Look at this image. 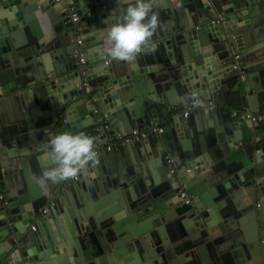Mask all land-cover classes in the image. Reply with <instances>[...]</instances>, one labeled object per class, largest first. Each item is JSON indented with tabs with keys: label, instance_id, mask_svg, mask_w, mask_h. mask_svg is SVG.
I'll return each instance as SVG.
<instances>
[{
	"label": "water",
	"instance_id": "1",
	"mask_svg": "<svg viewBox=\"0 0 264 264\" xmlns=\"http://www.w3.org/2000/svg\"><path fill=\"white\" fill-rule=\"evenodd\" d=\"M152 2L156 48L123 61L104 38L125 0H0V264H264V120L232 116L264 114V72L248 66L264 0ZM65 6L88 26L82 66ZM196 97L218 105L191 113L203 132L176 116ZM99 117L122 136L160 131L106 151ZM62 131L92 136L98 162L38 186Z\"/></svg>",
	"mask_w": 264,
	"mask_h": 264
},
{
	"label": "clouds",
	"instance_id": "2",
	"mask_svg": "<svg viewBox=\"0 0 264 264\" xmlns=\"http://www.w3.org/2000/svg\"><path fill=\"white\" fill-rule=\"evenodd\" d=\"M105 20L104 43L109 57L132 61L146 47L155 50L156 44L151 40L160 19L153 11L152 0H125V6L119 11L114 10ZM46 145L43 158L51 160L53 166L45 169L42 175L31 177L41 187L49 181L56 183L75 178L90 164L98 162L94 138L84 131L57 132L49 136Z\"/></svg>",
	"mask_w": 264,
	"mask_h": 264
},
{
	"label": "built area",
	"instance_id": "3",
	"mask_svg": "<svg viewBox=\"0 0 264 264\" xmlns=\"http://www.w3.org/2000/svg\"><path fill=\"white\" fill-rule=\"evenodd\" d=\"M57 3H62L64 0H55ZM63 12L66 18V25L70 29H74L76 31V38L72 41V50L74 55L77 57L76 65L82 66L85 63V59L80 55V46L82 43V28L78 26L80 21V17L77 15L74 7H64ZM239 55L234 56V65L233 68L235 70L240 69V64L237 62ZM203 106L210 109H216L218 107L217 103L214 99H205L202 97H196L194 100L189 102L181 111L176 112V116L182 119H186L190 112L196 108L197 106ZM232 116L234 118H241L245 121H250L252 123H256L258 121L264 120V114L261 113H251L249 110L242 111H233ZM98 121L101 123V128L99 131L102 135V139L106 141L107 145L105 146L106 151H112L115 149H120L125 145H131L135 142L142 141L146 139L149 135L153 133H157L160 131V126L158 123L151 122L149 125L134 129L131 134L127 136H122L120 133H111L110 125L108 120L105 117H99ZM102 151V150H101ZM99 152V151H97ZM75 178H71L68 181L74 180ZM46 208L41 210V213H45ZM34 229L33 227H31Z\"/></svg>",
	"mask_w": 264,
	"mask_h": 264
},
{
	"label": "crops",
	"instance_id": "4",
	"mask_svg": "<svg viewBox=\"0 0 264 264\" xmlns=\"http://www.w3.org/2000/svg\"><path fill=\"white\" fill-rule=\"evenodd\" d=\"M58 4V3H57ZM261 15V14H260ZM259 15V16H260ZM262 16H264V13L260 16V17H262ZM87 28H88V26L86 25L85 27H82V36L83 37H85L86 35H89V33H85V32H87L86 30H87ZM52 46H53V48H55L56 46H55V44H52ZM252 57H250L249 58V61L252 63H250V64H248V66L250 67V68H253V71L254 72H258V73H262V72H264V65H262V66H260V67H252V65H258V62H264V47H263V49H257V50H255V49H252ZM259 58V60H257ZM256 69V70H255ZM252 70H251V72H253ZM203 100H205L204 98H203ZM186 106V105H185ZM184 106V107H185ZM198 108L201 110V112H206V109H208V108H206V107H203V106H201V105H199V106H197L196 107V109L198 110ZM194 110V109H193ZM193 110L190 112V114H189V116L186 118V119H188L189 121H190V123H191V126H193V128H196L197 127V125H199L200 127H201V132H203V130L204 129H202V128H206V127H208V125H206V123L205 122H207L208 121V119H206V118H204L203 116H200L199 115V112H197V113H193V115L191 116V118H190V115H191V113L193 112ZM248 110V109H247ZM235 111H237V110H235ZM218 117H220V116H218ZM190 123L188 124V125H190ZM213 127V126H212ZM214 128H216V127H214ZM189 131V130H188ZM217 131V130H216ZM115 152H120V149H115L114 150ZM92 174V173H91Z\"/></svg>",
	"mask_w": 264,
	"mask_h": 264
},
{
	"label": "bare ground",
	"instance_id": "5",
	"mask_svg": "<svg viewBox=\"0 0 264 264\" xmlns=\"http://www.w3.org/2000/svg\"><path fill=\"white\" fill-rule=\"evenodd\" d=\"M102 140H103V139H102ZM185 202H187V199H185ZM247 264H251V263L247 262Z\"/></svg>",
	"mask_w": 264,
	"mask_h": 264
},
{
	"label": "flooded vegetation",
	"instance_id": "6",
	"mask_svg": "<svg viewBox=\"0 0 264 264\" xmlns=\"http://www.w3.org/2000/svg\"><path fill=\"white\" fill-rule=\"evenodd\" d=\"M255 203H256V201H255ZM256 205H257V203H256Z\"/></svg>",
	"mask_w": 264,
	"mask_h": 264
}]
</instances>
